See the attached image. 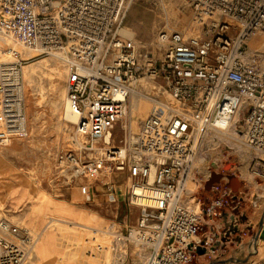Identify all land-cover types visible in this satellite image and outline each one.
<instances>
[{"label":"built area","instance_id":"1","mask_svg":"<svg viewBox=\"0 0 264 264\" xmlns=\"http://www.w3.org/2000/svg\"><path fill=\"white\" fill-rule=\"evenodd\" d=\"M131 1L0 0V36L67 69V100L83 141L57 156L65 186L99 181L105 172L125 175L127 202L139 209L138 235L117 241L147 250L148 264H192L207 246L204 226L213 228L238 198L225 180L206 191L203 204L188 200V182L199 179L198 154L233 136L250 154L249 171L264 178V50L251 47L264 33V0H185L200 31L188 37L164 28L149 48L120 34ZM12 55L13 62L0 63V142L29 135L26 60ZM142 83L154 85L142 93L152 109L121 146H112L133 87ZM104 187L114 201L116 184ZM40 234L0 219V264H26Z\"/></svg>","mask_w":264,"mask_h":264},{"label":"rangeland","instance_id":"2","mask_svg":"<svg viewBox=\"0 0 264 264\" xmlns=\"http://www.w3.org/2000/svg\"><path fill=\"white\" fill-rule=\"evenodd\" d=\"M122 28L133 32L134 39L148 48L153 44L154 36L164 28L185 31L189 36L200 31L196 14L185 0H162L157 6L151 0H132ZM8 48L11 47L0 43V50L6 52ZM23 49L24 53L32 54L23 59L26 60L24 69L36 68L38 71L33 77H23L28 137L0 142V219L6 218L40 234L46 231L42 229L51 217L61 218L55 206L63 203L78 210L86 217L85 221L94 217L96 223L89 226L54 224L57 254L45 264H148L147 250L134 243L117 241L118 236L138 235L139 209L127 202L125 175L115 176L112 181L117 187L114 201L104 187L111 174L104 177L108 181L78 180L65 186V180L59 174L57 156L60 152L78 149L79 146L72 142L76 137V125L67 124L62 112L53 109L52 102L57 100L61 106L64 103L66 67L54 57L38 56L37 52ZM142 86L138 85V90L143 94L154 88L153 84L142 83ZM147 103L145 108L136 104V111L128 121L130 131L136 132L134 130H138L141 121L150 113L152 103L150 100ZM29 104L37 106L36 113ZM127 134L128 130L118 125L112 146H121ZM230 137H225L229 143L222 142L217 149L214 146L202 152L200 160L196 158L194 172L199 179L188 182L187 191L190 193L187 198L192 202L201 199L204 203L209 195L205 190L207 182H204L210 171L223 176L237 177L239 174L243 194L240 190L235 192L237 203L224 208L213 228L210 224L204 226L201 240H205L207 246L197 249L192 264H264V240L260 238L264 229L261 225L264 222V187H261L264 178L249 171V152L234 142L233 136ZM75 186H89L87 194L83 193L78 199ZM98 246L103 249L99 250Z\"/></svg>","mask_w":264,"mask_h":264},{"label":"bare ground","instance_id":"3","mask_svg":"<svg viewBox=\"0 0 264 264\" xmlns=\"http://www.w3.org/2000/svg\"><path fill=\"white\" fill-rule=\"evenodd\" d=\"M120 34H121V30H120ZM132 35H134V34H132ZM124 36H125V34H124ZM131 36V35H130ZM188 37H192L193 35H187ZM9 39V37H4V36H0V43L1 44H3V45H7V46H10L11 48H8L7 49V51L6 52H4V51H2V50H0V63H10V62H13L14 61V57H13V55H12V51H16V53L22 58V59H27V58H29V57H31V53H24L23 52V45H21L20 43H18V42H14V41H11V40H8ZM126 40H128V41H130V42H132V41H135L134 39H132V38H125ZM251 47L252 48H257V49H259V50H264V33H262V34H260V35H258L252 42H251ZM25 48V47H24ZM25 49H27V48H25ZM28 50H30V49H28ZM30 51H33V50H30ZM33 52H36V51H33ZM23 56V57H22ZM24 69V68H23ZM36 71H38V69H36V68H34L33 70H26V67H25V69L23 70V77L25 78V76H29V77H33L34 76V74H35V72ZM66 71H67V69H66ZM138 88L139 87H133V96H132V98H133V100H132V102L130 103V105H129V110H128V112H127V114L123 117V119L120 121V123H119V125L121 124V126L123 127V129H127L128 130V133L129 132H133V131H130L129 130V124H128V121H129V119L131 118V116L134 114V112L136 111V104H138L140 107H142V108H145L147 105H148V103H147V101H149V99L145 96V95H143L142 93L143 92H141L140 90H138ZM142 88H143V86H142ZM146 88V87H145ZM144 88V89H145ZM147 91V90H146ZM42 94V93H41ZM46 94V93H45ZM43 95H44V93H43ZM44 97V96H43ZM26 98V97H25ZM131 98V99H132ZM27 99V98H26ZM39 103V102H38ZM37 104V103H36ZM30 105V108H31V110L33 111V113L35 112V111H37V106H35V104H29ZM52 106H53V109L56 111V112H58V113H60V112H62V118H63V120L67 123V124H69V125H76V123H77V121H78V118H77V116L72 112V110H71V107H70V104H69V102H68V100H67V91H66V97H65V100H64V103H63V105L61 106V105H59V103L57 102V100H54L53 102H52ZM28 110V109H27ZM27 113H29V112H27ZM36 113V112H35ZM0 127H1V120H0ZM134 131H137V130H134ZM68 137H71V136H69L68 135ZM67 137V138H68ZM226 137H229V136H226ZM231 138V137H230ZM233 138V137H232ZM69 139V138H68ZM233 140H235L234 138H233ZM72 142H74V143H76L78 146L80 145V143H81V139L77 136V134H76V137L74 138H72ZM110 143L111 144H113L114 143V136L110 139ZM220 144V142L219 141H216L215 143H214V145H215V147H217L218 145ZM214 147V148H215ZM200 155H201V153H199L198 154V156H197V160H200ZM206 160V159H205ZM109 174H111V173H108V172H105V173H102L101 175H100V177H99V180H101V181H108L109 180V182H111V180H112V176L114 175V174H111L110 176H111V178H109L108 180L107 179H104V177L105 176H108ZM22 189V188H21ZM19 193V192H18ZM188 193H190L189 191H188ZM94 230V229H93ZM97 231H99V230H97ZM41 238H42V232H41V235H40V237H39V239H38V241H37V244H36V247H35V251H36V248H37V246H38V244L40 243V241H41ZM109 244V243H108ZM98 249L99 250H102L103 248L102 247H100V246H98ZM35 251H34V253H35ZM33 253V254H34ZM107 254V253H106ZM111 255V254H110ZM33 256V255H32ZM30 261V260H29ZM28 261V262H29ZM108 261H110V259H108ZM27 262V263H28ZM26 263V264H27ZM114 264V263H113Z\"/></svg>","mask_w":264,"mask_h":264},{"label":"crops","instance_id":"4","mask_svg":"<svg viewBox=\"0 0 264 264\" xmlns=\"http://www.w3.org/2000/svg\"><path fill=\"white\" fill-rule=\"evenodd\" d=\"M124 34H125V36H124ZM132 34H134V33L131 32L129 29H126V28H122L121 29V36L123 38H129L130 37V38L134 39L135 38V34L134 35H132ZM119 175H121V174H114L112 176L111 182L115 180V176H119ZM236 175L239 178L238 179L239 180V184H240V189L239 190L243 194V192H242L243 191L242 178H241V176L239 174H236ZM126 183L128 185L129 184V180L126 179ZM88 187L89 186H83V187L81 186V188H79L78 186L74 187V188H76V190H78L77 192H79V195L77 196L78 199L83 197V193L87 194L88 189H89ZM261 187H264V185H261ZM55 210L58 213V215L61 216V218L60 219L53 218V217L50 218L49 223L42 229L43 231L44 230H46V231L42 232L41 243L38 246V248L36 249L34 257L27 264H45L48 261H51V258L54 256V254H57L56 253L57 251H56V248H55L54 231H53V227L55 226L54 224L73 226L76 223H80L78 225L76 224L75 226H89L90 224H92L94 222L96 223V220H95L94 217L91 218L89 221H85L86 217L81 215L78 210H74V209H71L69 207H66L65 204H63V203H60V204L56 205L55 206ZM228 219H229V217H228ZM215 222H216V220H215ZM230 223H231V219H230Z\"/></svg>","mask_w":264,"mask_h":264},{"label":"water","instance_id":"5","mask_svg":"<svg viewBox=\"0 0 264 264\" xmlns=\"http://www.w3.org/2000/svg\"><path fill=\"white\" fill-rule=\"evenodd\" d=\"M223 180L228 181V186L233 190V192H238L240 188L239 180L235 176H223L221 174L212 173L210 179L205 184V190L210 191L215 184L221 183ZM261 225L264 228V222H261ZM259 237V236H258ZM260 238L264 240V229L260 233Z\"/></svg>","mask_w":264,"mask_h":264}]
</instances>
